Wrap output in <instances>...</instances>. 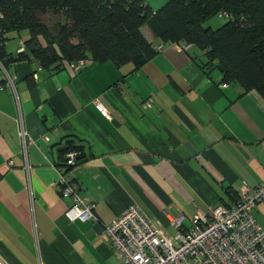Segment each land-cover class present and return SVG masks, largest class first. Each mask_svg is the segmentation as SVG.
Wrapping results in <instances>:
<instances>
[{
	"label": "crops",
	"instance_id": "1",
	"mask_svg": "<svg viewBox=\"0 0 264 264\" xmlns=\"http://www.w3.org/2000/svg\"><path fill=\"white\" fill-rule=\"evenodd\" d=\"M169 1L146 0L154 12ZM142 31L163 49L137 69L93 62L75 73L68 62L54 71L0 60V253L10 264H122L102 233L128 207L173 232L172 218L188 226L234 205L243 183L264 181V97L223 83L197 47ZM24 32L8 33L9 54L25 50ZM67 138L87 144L86 162L76 148L59 152ZM74 151L81 157L68 167ZM63 179L96 204L97 220L67 218ZM255 218L264 228V203Z\"/></svg>",
	"mask_w": 264,
	"mask_h": 264
},
{
	"label": "trees",
	"instance_id": "2",
	"mask_svg": "<svg viewBox=\"0 0 264 264\" xmlns=\"http://www.w3.org/2000/svg\"><path fill=\"white\" fill-rule=\"evenodd\" d=\"M49 12L59 16L56 26L44 21ZM215 17L228 21L208 27ZM145 26L162 43L206 52L205 69L219 70L223 83L264 97V0H170L157 12L146 0H0V60L34 61L54 71L87 60L137 69L160 52ZM23 30L30 32L25 50L9 54L8 33Z\"/></svg>",
	"mask_w": 264,
	"mask_h": 264
},
{
	"label": "built area",
	"instance_id": "3",
	"mask_svg": "<svg viewBox=\"0 0 264 264\" xmlns=\"http://www.w3.org/2000/svg\"><path fill=\"white\" fill-rule=\"evenodd\" d=\"M190 47L182 46L186 51ZM91 63L92 60L81 61L70 67L79 73ZM95 105L104 117L110 118L99 100ZM78 158L77 151L69 152L68 167L74 166ZM60 185L63 197L73 201L66 213L70 221L97 220L96 204L82 196L74 182L63 179ZM262 203L264 181L254 186L245 182L234 205H220L208 215L195 216L188 226L184 217L172 218L173 232L160 220L147 217L140 207L132 205L104 226L102 236L122 264H264V228L255 218V210ZM0 264H9L1 253Z\"/></svg>",
	"mask_w": 264,
	"mask_h": 264
},
{
	"label": "rangeland",
	"instance_id": "4",
	"mask_svg": "<svg viewBox=\"0 0 264 264\" xmlns=\"http://www.w3.org/2000/svg\"><path fill=\"white\" fill-rule=\"evenodd\" d=\"M47 18L44 20L46 23H48L51 27L54 25L56 26L59 22V16H56L54 13L49 12L46 16ZM228 21L227 18H221V17H215L211 19L206 25L208 27H211L213 29H219L222 27L226 22ZM146 27V26H145ZM29 32L21 33L22 39L28 35ZM26 34V35H24ZM9 43L11 45L18 46L19 43V34L18 33H12L10 35ZM184 45V44H183ZM183 49V48H182ZM184 50V49H183ZM186 51V50H184ZM188 52V51H187ZM219 71V70H218ZM240 86V85H239ZM8 261V260H7Z\"/></svg>",
	"mask_w": 264,
	"mask_h": 264
},
{
	"label": "water",
	"instance_id": "5",
	"mask_svg": "<svg viewBox=\"0 0 264 264\" xmlns=\"http://www.w3.org/2000/svg\"><path fill=\"white\" fill-rule=\"evenodd\" d=\"M71 147L76 148V149H79V148L87 149L88 148L87 144L82 143L79 140H76L75 138H67L66 141L58 148V150L59 152H62V151L69 150ZM87 156L89 155L86 153L85 157Z\"/></svg>",
	"mask_w": 264,
	"mask_h": 264
}]
</instances>
